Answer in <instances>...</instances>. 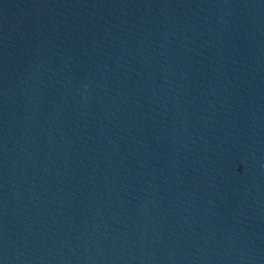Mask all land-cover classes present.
<instances>
[{
	"label": "water",
	"instance_id": "95a60500",
	"mask_svg": "<svg viewBox=\"0 0 264 264\" xmlns=\"http://www.w3.org/2000/svg\"><path fill=\"white\" fill-rule=\"evenodd\" d=\"M0 264H264V0H0Z\"/></svg>",
	"mask_w": 264,
	"mask_h": 264
}]
</instances>
